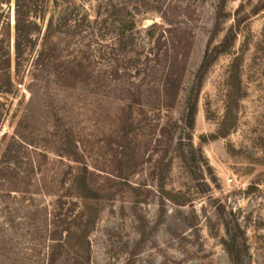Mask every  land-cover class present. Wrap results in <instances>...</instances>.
Listing matches in <instances>:
<instances>
[{"label": "rangeland", "instance_id": "1", "mask_svg": "<svg viewBox=\"0 0 264 264\" xmlns=\"http://www.w3.org/2000/svg\"><path fill=\"white\" fill-rule=\"evenodd\" d=\"M40 1L18 61L0 0V264H264V0H77L90 28Z\"/></svg>", "mask_w": 264, "mask_h": 264}, {"label": "trees", "instance_id": "2", "mask_svg": "<svg viewBox=\"0 0 264 264\" xmlns=\"http://www.w3.org/2000/svg\"><path fill=\"white\" fill-rule=\"evenodd\" d=\"M37 1V0H33ZM48 0H41L40 4L45 5ZM96 1H103L106 2L110 14L114 17L115 19L119 18L118 16L121 12H124L127 17L130 18L131 14L129 11V2H124L127 3V5H115L113 0H96ZM52 3L54 8L60 9L61 10V15H60V21L65 20L69 22V25L72 24L75 27H86V24L88 23L87 27L90 28L91 25V20L90 16H88L87 11L85 6H82L78 4L77 0H49V3ZM26 7V4L24 3V0H16V41H15V54H16V59L19 61L21 60V54H22V38L21 36V24L23 23V20L21 18V12L24 10ZM121 7V8H118ZM114 18L109 19L111 22L113 21L114 23ZM133 18V17H132ZM127 19V18H126ZM134 18L133 21L129 19L128 24H125L124 20H121L119 23V31L121 32V35L119 34L116 38V40L119 39V42L121 44H127L129 43V39L132 37H128L129 35L127 34L126 31H130L133 33V23H134ZM128 37V38H127ZM132 41V40H131ZM223 51V44H220L216 46L212 51L208 50L206 51L203 60L198 67L194 79L195 83L192 86V90L190 91V94L188 95V100H187V114H186V127L189 130H192L194 127V119L196 115V108H197V102H198V92L200 91L199 88L202 86L203 79L212 64V62L215 60V57L219 55ZM199 90V91H198ZM195 92V95H193ZM193 95V96H192ZM6 160L4 157L2 158ZM5 162H2L1 168H3V165ZM30 171H33V168H30ZM1 174V170H0ZM88 170L87 168H83L82 172L75 177L74 180V185L73 189H76V195L81 199L84 200L85 203L87 202H97L101 199V194L94 189L90 188L91 186L88 183ZM92 218L88 220V223L86 224L85 229L83 230V236L82 238L85 240L86 239V233L89 231V226L92 224ZM80 230L78 229L77 232ZM76 232V233H77Z\"/></svg>", "mask_w": 264, "mask_h": 264}]
</instances>
